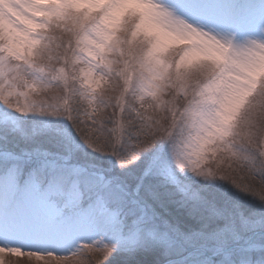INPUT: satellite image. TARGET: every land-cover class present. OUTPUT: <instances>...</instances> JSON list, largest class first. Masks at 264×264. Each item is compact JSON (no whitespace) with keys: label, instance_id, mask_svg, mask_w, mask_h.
<instances>
[{"label":"snow or ice","instance_id":"6c2138e0","mask_svg":"<svg viewBox=\"0 0 264 264\" xmlns=\"http://www.w3.org/2000/svg\"><path fill=\"white\" fill-rule=\"evenodd\" d=\"M5 256L264 264V0H0Z\"/></svg>","mask_w":264,"mask_h":264},{"label":"rangeland","instance_id":"374dc122","mask_svg":"<svg viewBox=\"0 0 264 264\" xmlns=\"http://www.w3.org/2000/svg\"><path fill=\"white\" fill-rule=\"evenodd\" d=\"M183 46V45H178ZM27 257L23 258H16V257H8L5 256L4 258V264H27Z\"/></svg>","mask_w":264,"mask_h":264}]
</instances>
